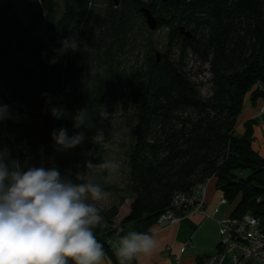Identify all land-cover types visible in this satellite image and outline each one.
<instances>
[{"label": "trees", "instance_id": "16d2710c", "mask_svg": "<svg viewBox=\"0 0 264 264\" xmlns=\"http://www.w3.org/2000/svg\"><path fill=\"white\" fill-rule=\"evenodd\" d=\"M142 8L152 11L157 30H167L164 53L154 49L156 29ZM68 36L80 47L49 64L51 49ZM129 56L136 59L128 69ZM192 60L199 63L196 72ZM205 74L210 78L199 80ZM206 83L208 95L202 92ZM121 86L137 117L129 153L132 195L97 204L104 219L94 227L114 264L108 239L115 232L133 225L151 234L176 195L212 179L225 204L236 203L232 217L250 214L264 229V158L253 148L257 120L244 131L237 123L246 96L264 104V0H64L62 7L37 0L27 23L13 0H0V103L13 114L0 122V147L13 159L56 166L80 182V174L91 171L84 169L86 161H105L98 138ZM44 92L64 108L62 119L46 110ZM81 109L88 125L73 129L72 117ZM61 127L70 135L83 131V143L57 151L50 133ZM101 182L110 192L109 170Z\"/></svg>", "mask_w": 264, "mask_h": 264}, {"label": "clouds", "instance_id": "9594fccd", "mask_svg": "<svg viewBox=\"0 0 264 264\" xmlns=\"http://www.w3.org/2000/svg\"><path fill=\"white\" fill-rule=\"evenodd\" d=\"M59 44L51 49L54 54L49 64L80 47L73 36ZM41 95L50 115L62 119L64 108L54 104L46 92ZM12 115L10 105L0 103V122ZM72 119L73 129L88 125L84 109ZM50 136L57 151L75 148L85 139L83 131L70 135L63 127L53 129ZM118 168L116 161H86L84 169L91 171L81 173L80 182H75L56 166L22 165L11 157L6 146L0 147V264H102L105 251L94 227L104 217L96 202L107 196L101 182L104 173ZM157 245L154 235L129 231L119 238L114 255L118 264H129L150 255Z\"/></svg>", "mask_w": 264, "mask_h": 264}, {"label": "crops", "instance_id": "0c3cea01", "mask_svg": "<svg viewBox=\"0 0 264 264\" xmlns=\"http://www.w3.org/2000/svg\"><path fill=\"white\" fill-rule=\"evenodd\" d=\"M261 105L260 100L253 102L250 95L246 96L237 123L238 128L244 131L247 122L257 120L253 126V148L264 158V124L259 122V119L264 117L258 115ZM207 187L206 209L213 214V218L196 216L172 226H153L151 234L157 239L158 245L150 255L138 258V264H200L201 258L216 251L220 241L217 220L231 216L236 203L229 205L221 202L223 194L217 188L215 179L210 180ZM129 231L136 229L133 225H127L108 239V244L114 253L119 238ZM184 246L185 250L182 251ZM102 264H114V262L105 253Z\"/></svg>", "mask_w": 264, "mask_h": 264}, {"label": "rangeland", "instance_id": "374dc122", "mask_svg": "<svg viewBox=\"0 0 264 264\" xmlns=\"http://www.w3.org/2000/svg\"><path fill=\"white\" fill-rule=\"evenodd\" d=\"M18 12V16L23 23H27L32 10L36 6L37 0H13ZM59 7L63 6L64 0H56ZM154 49L157 52H165L167 43V30L160 29L154 30L152 36ZM142 54L143 49L141 48ZM138 53L135 54L137 56ZM142 54L140 58H142ZM155 54V53H153ZM136 57H127L125 60V66L129 69L135 62ZM194 65L193 72L197 71L199 63L192 62ZM210 78L205 74L200 76L199 80L207 81ZM123 86L120 88V96L114 103V109L112 113H106L100 136L98 138V144L103 151L104 159L116 161L119 163V168L115 171L109 170V181L111 184V191L107 193V196L102 201L96 202L97 204H118L123 198L129 199L132 195L129 184V153L133 146L134 129L137 122L136 112L134 106L124 98L122 93ZM124 92V89H123ZM202 92L204 95L210 93V85L206 83ZM208 188V187H207ZM208 190V189H207ZM208 192V191H207ZM224 199V198H223ZM201 215L189 214L188 218H194ZM184 219V220H186ZM175 225V224H174ZM172 226L166 224L163 227ZM217 250V249H216ZM216 252V251H215ZM214 252V253H215ZM211 255V254H210ZM207 256H204L205 258ZM202 264V263H201ZM250 264H260L258 262H251Z\"/></svg>", "mask_w": 264, "mask_h": 264}, {"label": "built area", "instance_id": "2783aa9c", "mask_svg": "<svg viewBox=\"0 0 264 264\" xmlns=\"http://www.w3.org/2000/svg\"><path fill=\"white\" fill-rule=\"evenodd\" d=\"M258 115L264 117V104ZM259 122L264 124V118H260ZM207 186L200 184L190 192L176 195L171 208L159 217L156 225L178 224L189 214L213 218V214L206 209ZM221 202L225 203V200L222 198ZM177 211L181 213L177 214ZM217 223L219 245L215 253L202 258V264H264V229L260 219L246 214L242 217L229 216L217 220Z\"/></svg>", "mask_w": 264, "mask_h": 264}, {"label": "water", "instance_id": "95a60500", "mask_svg": "<svg viewBox=\"0 0 264 264\" xmlns=\"http://www.w3.org/2000/svg\"><path fill=\"white\" fill-rule=\"evenodd\" d=\"M110 1L113 2L115 5H118L120 3V0H110ZM169 1L170 0H162L163 3H167ZM141 11L145 16L146 23L148 24V26L152 30L156 29L158 21H157L156 17L153 15L152 11L150 9H147V8H142ZM181 32H183L188 38L191 37L189 32H185L184 28H181ZM159 58H160L159 54H157V59H159Z\"/></svg>", "mask_w": 264, "mask_h": 264}]
</instances>
